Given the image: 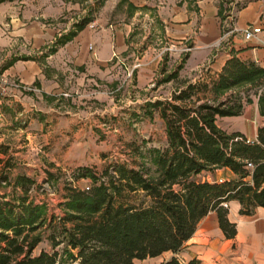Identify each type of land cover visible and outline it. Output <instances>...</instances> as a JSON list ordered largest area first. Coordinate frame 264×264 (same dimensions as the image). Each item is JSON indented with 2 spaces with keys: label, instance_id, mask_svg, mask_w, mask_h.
<instances>
[{
  "label": "crops",
  "instance_id": "1",
  "mask_svg": "<svg viewBox=\"0 0 264 264\" xmlns=\"http://www.w3.org/2000/svg\"><path fill=\"white\" fill-rule=\"evenodd\" d=\"M228 9V0H0V195L22 194L19 176L35 181L44 169L53 178L61 164L72 165L69 156L86 149L85 141L77 142L84 127L76 125L84 105L92 99L102 107L109 83L116 79L118 88L125 72L134 75V89L150 91L152 99L145 100H154L177 88L174 79L162 81L175 70L191 81L216 77L234 55L264 68V0H238L231 19ZM249 24L260 25L262 33L246 40L240 30ZM260 84L264 94V78ZM167 87L169 93L155 94ZM250 106L258 111L259 103ZM241 115L218 117L216 124L255 138L264 116L235 121ZM257 209L258 216L244 215L250 219L229 218L237 226L234 239L224 238L210 211L200 222L210 217L213 233L199 222L184 244L190 255L179 260L264 264V208ZM235 240L246 241L242 252H229Z\"/></svg>",
  "mask_w": 264,
  "mask_h": 264
},
{
  "label": "trees",
  "instance_id": "2",
  "mask_svg": "<svg viewBox=\"0 0 264 264\" xmlns=\"http://www.w3.org/2000/svg\"><path fill=\"white\" fill-rule=\"evenodd\" d=\"M263 78V67L235 55L216 77L191 81L180 79L176 70L166 75L162 81L174 79L177 88L141 106L144 115L158 113L164 121L166 144L152 149L154 168L116 163L104 170L106 178L77 167L61 214L48 215L45 205L29 200L27 191L35 182L19 176L22 194L0 195V264H136L177 253L210 211L224 238L234 239L237 226L228 217L229 203L238 202L240 215L264 208V123L248 140L240 132L226 133L216 119L239 115L243 104L233 90ZM258 103L264 109L263 93ZM214 168H227L233 176L213 182L196 178ZM80 178L90 179L89 189L75 185ZM42 226L50 250L33 255L40 236L31 234ZM161 264L203 263L173 255Z\"/></svg>",
  "mask_w": 264,
  "mask_h": 264
},
{
  "label": "rangeland",
  "instance_id": "3",
  "mask_svg": "<svg viewBox=\"0 0 264 264\" xmlns=\"http://www.w3.org/2000/svg\"><path fill=\"white\" fill-rule=\"evenodd\" d=\"M137 62L139 61H136V63ZM138 65L139 63H137L135 67ZM123 77L124 81L121 82V84L118 83V88V81L116 79L109 83L106 89L108 97L106 101H103L102 107L95 104L92 99H88V103L84 105V112L77 118L76 125L84 127L86 135L77 138V142L85 141L86 149H78L77 147L76 154L78 156L70 155L71 153L69 154V160L66 161L72 163V165L61 164L58 169L53 172V178L48 177L44 169H42L40 173L34 174V182L37 185L42 186V184L47 183V185L44 184V186H42L44 190L41 192L40 196L48 204L46 207V213L48 215L62 213V203L65 201L66 193L65 188L68 182H72L74 178L73 172L80 164L89 165V168L95 173L105 176L106 178L107 176L103 174L104 170L109 169V167L116 163H126L136 168L143 164L151 169L154 168L151 161V151L153 148L163 149L165 146L163 122L155 113V115L153 114L151 117L144 115L141 106L149 101V99H152V97H150V91L136 90L133 88L135 83L132 72L129 74L125 72ZM164 77H162V79H164ZM179 78L184 79L182 77ZM176 82V80H173V87L175 84L178 85V82ZM10 85L14 86V84ZM261 90L262 84L260 83L241 84L233 90L234 93L241 97L243 108L246 107V112H241V117L235 121H243L242 119H246L248 116H254L255 114L264 116V109H262L260 104L258 111L254 106H250L252 102H258ZM169 92L170 88L167 87L161 88L156 91L155 94L158 95ZM166 96H163V98ZM146 98L149 99L145 100ZM235 121L231 123H240ZM219 124L228 125L225 121H220ZM45 165L48 166L47 162H45ZM44 175L48 178H45ZM232 176V174L226 172L222 168H214L209 171L201 172L196 178L201 181L213 182L231 178ZM86 184H91L89 178H80L75 185L84 187ZM142 198L141 194H139L138 199ZM238 209L239 205L237 203H229L228 217L231 220H239L240 218L250 219V217L240 215ZM261 212L262 209H257L252 215L258 216ZM203 224L211 228V233H213L212 228L214 226V221L211 220L210 217L200 222L198 227L200 228ZM47 233L45 226H42L31 234L40 236V241L32 252L33 255L38 254L41 250H50V242L47 238ZM214 238H216V236H214ZM223 241L224 238L221 235L219 237V242ZM228 243L229 252H233L234 250L242 252L247 244L246 241L241 240H235V242L229 241ZM190 249L189 246L185 245L177 253L168 251L159 256L135 260V262L136 264H161L173 255H176L180 260H186L190 255ZM253 257L255 258V256ZM253 257L251 258L254 259Z\"/></svg>",
  "mask_w": 264,
  "mask_h": 264
},
{
  "label": "built area",
  "instance_id": "4",
  "mask_svg": "<svg viewBox=\"0 0 264 264\" xmlns=\"http://www.w3.org/2000/svg\"><path fill=\"white\" fill-rule=\"evenodd\" d=\"M228 3H229V9H228L227 17L231 19L234 16V13L238 7V0H228ZM240 32L244 39L250 40L254 37H258V35L262 33V28L258 24L257 25L249 24L243 27L240 30ZM89 48L92 49V46H89ZM252 139H255V138H248V140H252ZM44 184L47 185V183H44ZM44 184H42V186H44ZM42 186L37 185L36 183L32 184L31 187L27 191V196H28V199L33 201L34 203L39 204V205H45L47 207L48 204L40 196L41 192L44 190ZM84 188L89 189V184L84 185Z\"/></svg>",
  "mask_w": 264,
  "mask_h": 264
}]
</instances>
